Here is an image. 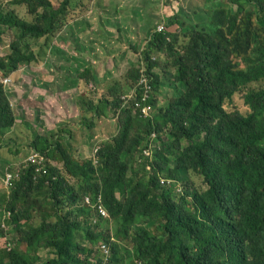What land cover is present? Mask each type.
Instances as JSON below:
<instances>
[{"label": "trees", "instance_id": "trees-1", "mask_svg": "<svg viewBox=\"0 0 264 264\" xmlns=\"http://www.w3.org/2000/svg\"><path fill=\"white\" fill-rule=\"evenodd\" d=\"M208 1L207 15L192 18L184 10L175 15L177 0H165L171 9L165 23L177 24L178 32H149L142 51L145 73L155 90L163 86L152 55L166 53L177 83L174 97L152 116L122 107L124 87L109 86L85 108L93 113L89 123L82 114L90 128L95 119L113 116L119 125L116 135L93 147L92 158L80 162L69 154L62 124L44 135L32 129L29 147L47 158L46 173L30 164L0 168L1 176L18 173L9 195L0 191L8 214L0 235H8L12 224L28 246L26 252L0 249V264H264V0ZM70 2L11 1L26 6L31 19L0 2V45L7 32L13 35L0 54V74L13 77V88L20 86V66L37 58L33 46L45 40L46 61L57 53L51 38L70 17ZM180 35L187 41L178 50ZM142 72L132 66L126 88L136 85ZM80 78L99 83L88 69ZM12 85L0 79V150L22 122L10 101ZM241 89L247 110L229 111L226 103ZM152 133L159 147L151 149L152 159L142 154L145 160L137 165L136 154L150 145ZM56 154L63 170L50 159ZM190 174L205 188L190 185ZM162 175L171 184H162ZM0 187L6 191L1 181ZM99 199L108 217L93 206ZM37 214L43 220L27 225ZM110 221L114 226L108 229ZM140 224H152L155 232ZM102 243L110 247L105 259L97 255ZM39 248L49 251L41 263Z\"/></svg>", "mask_w": 264, "mask_h": 264}, {"label": "rangeland", "instance_id": "rangeland-1", "mask_svg": "<svg viewBox=\"0 0 264 264\" xmlns=\"http://www.w3.org/2000/svg\"><path fill=\"white\" fill-rule=\"evenodd\" d=\"M11 1L12 0H0L2 6H4L5 9H14L20 17L25 19H31L32 16L27 12L26 6L20 4L11 5ZM102 1L103 0L97 1L96 8L102 9L97 10V13L105 9L107 11V14L109 15V19H111L114 14H120L123 21L110 22L108 20V24L112 27V31L110 33L116 35L115 39L119 41L117 46H113L112 39H114V37L108 39V51L115 53L116 57L118 56V60L116 62H108L106 64V73L101 76H99V74L96 75V79L99 82H104L98 83V85L96 86L97 89L95 90V93L96 95H102L108 91L109 86L110 90L112 86H120V89L124 87V92L121 96L122 107L125 106L131 108L132 113L134 115H138V111L135 109L137 108V106L133 107L131 102L133 99L127 94L131 90L130 87H132L133 84L129 88H126V79L132 66H137V68L138 66H140V72L145 69L146 66L143 62L142 51L148 43L149 37L147 32H151V30L155 31L156 28L161 25V23H165L166 17L168 13L171 12V9L165 3V0H117L120 2H108L106 6H102L100 4V2ZM51 2L54 5L59 6L63 2V0H51ZM188 3H190V1L187 2V5ZM175 4L177 5L178 3ZM181 6L185 7V5L183 4V0H181L180 7ZM67 9L69 13L73 14L72 6H69ZM82 11V9H78V12ZM174 14H176L175 11ZM64 19L65 23L58 31H62L66 26L70 24L68 21L69 18ZM173 25L175 27H173ZM72 26L73 23L70 24V29H72ZM178 27L179 26L177 24H168V28L172 33H177ZM56 37L57 34L51 38L53 39V44H55L56 42ZM12 38L13 35L10 31L4 35V44L0 45V54L6 53L7 45L11 42ZM186 41L187 38L185 36L180 35L177 41V49L180 50V48L182 47V45H184ZM44 46L45 40L43 39L35 46H33V50L37 55L36 60L32 63L20 66L18 70L21 72L18 75V77H20V80L16 81L20 85L17 86V89H20L19 92H15V88H13L15 87V83L12 80L13 89L9 91L10 101L14 111L17 113L18 117L22 119V122L16 124V126L7 134L6 145L3 149L0 150V168L2 166H5V168L11 166L15 169L21 166L31 153L36 152L35 150L29 147V144L33 140L35 133L32 129H35L38 134L44 135L46 134V132L47 134H49L54 130L60 129V125L63 124L62 130H66V132L64 133L65 139L68 140V142L71 144V147L68 152L80 162L87 161L93 157V147L97 143L99 144V142H101L102 140L108 139L117 134L119 125L116 116L108 117L107 119L105 118V120L104 118L96 119L94 125L90 128V126L84 124L83 115L81 116V114L78 113L75 116H71L73 115L72 112L74 111L72 104L73 102L71 100H68V97L61 98L60 96L54 95L53 100L57 102L55 106L58 105L57 109H55V106L52 105V102H48L49 93L47 94V97L43 96V93L40 90V86L37 84L36 80L42 78V74L38 76L37 73L39 72V66L46 61V54H42V52L46 49H44ZM54 55H56V53H54ZM167 57L168 56L166 55V53H162L160 55H152V59L159 62V65L155 67L154 71L159 75L160 81L163 83V86H160L158 90H155L152 84V78H147V81L151 86V94L149 95V98L154 100L155 103L154 105L152 104V110L150 109L147 112L148 117L154 114L155 109L164 105L169 99L174 97V86L172 83L177 84L176 81H174L175 69L169 66V60ZM160 64H162V66L164 65L165 68H162ZM96 65L99 66V64ZM31 66H34L35 69H32ZM44 72L45 71L42 70L41 73ZM49 72L50 74H55V70H49ZM5 77L9 76H1L0 74V79ZM259 85V83L251 84L252 87L257 88L259 87ZM36 87L39 88L36 90ZM26 90L27 94L26 92L24 94V92L22 91ZM19 93L23 96L21 97ZM111 93H115L114 90L111 91ZM242 95L243 91L241 89L235 95L233 103H226V107L229 111H232V108H238L242 112H245L247 110V108L244 106ZM83 97V100L78 101V105L80 112L86 115L85 118H87V122L89 123L91 118H88V113L86 112V109H88V106L91 102L88 97ZM91 99L93 100V98ZM44 102H48V108ZM64 102H66V104H64ZM66 109H68L67 112ZM47 117L52 119V121L48 124L46 122ZM151 137H155V133H152ZM150 144L158 145L155 141H153V143L151 142ZM141 152L142 153L136 154L137 165L138 163H143V161L145 160L143 158V155H146L145 152H151L150 145L144 147ZM148 157L149 156H147V158ZM50 159L58 168L63 170V162L60 158V154H56L54 158ZM148 169L149 171L147 173H151L149 166ZM189 176L190 185H195L199 189L205 188V185L203 184L202 180L197 175L190 174L186 176V178H188ZM161 183L171 184V180H168L162 175ZM0 191L5 192L6 195H9V192L7 190H3L1 187ZM177 191V193H181L179 189H177ZM47 193V191H44L40 195L39 199L41 201L45 200ZM4 207L5 205L2 203V206L0 205V231L2 229L4 230L5 228L7 229L8 227L6 226L8 214L5 212ZM42 220V215L37 214L31 219V221L27 223V225L40 223ZM23 221L21 223H23ZM93 223H95L94 220ZM96 225L97 224H94L93 227H96ZM140 225L142 228L149 227L152 232H155V228L152 224ZM113 226V221H110L108 229H111V227ZM12 227L13 225L9 224L10 230L8 232V235H0V249H7V246L9 250L11 248L19 247L20 250L26 252L28 250V246L24 241H21L23 235H21L19 231L14 230ZM100 228L105 229L107 228V225H104ZM113 232L114 231L111 230V233ZM32 254L34 255V251L32 252ZM35 254L40 256V263L49 257V251L45 250L44 248H39L37 251H35ZM97 255L105 259L101 251L97 253Z\"/></svg>", "mask_w": 264, "mask_h": 264}, {"label": "crops", "instance_id": "crops-1", "mask_svg": "<svg viewBox=\"0 0 264 264\" xmlns=\"http://www.w3.org/2000/svg\"><path fill=\"white\" fill-rule=\"evenodd\" d=\"M97 1L99 0H71L70 5L73 7V14L69 17L72 19L68 21L70 24L73 23L72 29H70L69 24L62 31H58L55 42L57 53L39 66V72L37 74L38 76L42 74V78L37 80L35 78L43 96L47 97L49 93L48 102H52V105L55 106L57 104V102L53 100L54 95L60 96L61 98L68 97V100L73 102L74 111L71 116H75L78 113L82 116L78 105L80 97L86 96L90 99V102L96 103L102 96L96 95L95 93L97 89L95 86L96 82L95 84H90L86 82L84 78H80V75L88 69L95 77L98 74L101 76L106 73V64L108 62H116L118 60V56L116 57L115 53L108 51V39L114 37V39H112L113 46H117L119 43V41L115 39L116 35L110 33L112 27L108 23L109 21H123V19L120 14H114L112 18L109 19V15L105 9L97 13V10H102L101 8H96ZM188 1H190V3L187 5ZM108 2L119 3L120 1L103 0L100 4L106 6ZM177 3V5L175 4L176 8L171 9H173L176 14H182L180 12L184 10L186 16L192 18L205 17V15H207V9L209 5H211L208 0H200V2L199 0H183L185 7H180L181 0H177ZM78 9H82L83 11L78 12ZM169 14L171 13H168V15ZM173 27L175 26L173 25ZM147 34L149 36V32H147ZM96 64H99V66ZM31 68L35 69L34 66H31ZM42 70L45 72L41 73ZM49 70H55V74H50ZM10 78L12 83L13 77L10 76ZM102 82L100 81L99 83ZM38 88L39 87H36L35 89L37 90ZM19 90L20 89H17L16 85L15 92H19ZM25 92L27 94V90ZM91 98H93V100ZM48 102H44L47 108ZM64 104H66V102H64ZM57 106H55V109H57ZM67 111L68 109H66V112ZM92 116L93 113L88 112V118H92ZM51 121L52 119L46 118L47 124ZM95 121L96 119L94 122Z\"/></svg>", "mask_w": 264, "mask_h": 264}, {"label": "built area", "instance_id": "built-area-1", "mask_svg": "<svg viewBox=\"0 0 264 264\" xmlns=\"http://www.w3.org/2000/svg\"><path fill=\"white\" fill-rule=\"evenodd\" d=\"M166 25H167L166 23H162L161 25H159L157 27V31L158 32H163V31L167 32L169 30V28ZM145 71H146V69L143 70L138 83L132 87L131 93L128 94L133 99L131 101L133 107L137 106V108H135V109L140 113V116H142L144 118L148 117L147 116V112L150 109L152 110V104L148 103V101H150L149 95L151 94V86L149 85V83L147 81L148 74L145 73ZM2 81H3V83L5 85H8L11 82V78L10 77H5V78H2ZM139 94H141V98H138ZM155 138H156V135H155V137H153L151 139L152 143H153ZM150 147L152 149V148H158L159 146L155 145V144H150ZM145 154L147 156H149L148 158L152 159V157H153L152 150H151L150 153L149 152H145ZM146 155H144V156H146ZM27 164L35 166L36 172H38V173H43L44 174V173L47 172V158L44 155L40 154L39 152L31 153L27 157L25 162L20 167H22L24 165H27ZM17 177H18V173L7 171L4 176L0 175V181L3 183L5 189L7 191H9V189L13 185V182H14L15 178H17ZM85 202H86L87 205H91V200H90L89 197H85ZM93 206L97 209L96 211H98V213L102 217H108L107 210L102 205L101 199L98 200V204L93 205ZM100 251L102 252L103 256L105 258H107L109 256V254H110L109 245L106 244V243H102L100 245Z\"/></svg>", "mask_w": 264, "mask_h": 264}]
</instances>
